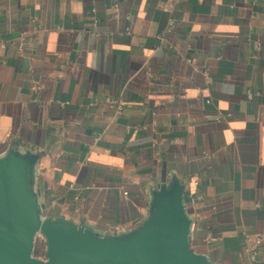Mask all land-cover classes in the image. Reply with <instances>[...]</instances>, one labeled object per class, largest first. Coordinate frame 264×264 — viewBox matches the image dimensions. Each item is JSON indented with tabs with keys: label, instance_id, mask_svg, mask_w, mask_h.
Returning a JSON list of instances; mask_svg holds the SVG:
<instances>
[{
	"label": "crops",
	"instance_id": "0c3cea01",
	"mask_svg": "<svg viewBox=\"0 0 264 264\" xmlns=\"http://www.w3.org/2000/svg\"><path fill=\"white\" fill-rule=\"evenodd\" d=\"M12 154L42 219L129 239L179 189L192 249L254 264L264 0H0V160Z\"/></svg>",
	"mask_w": 264,
	"mask_h": 264
},
{
	"label": "water",
	"instance_id": "95a60500",
	"mask_svg": "<svg viewBox=\"0 0 264 264\" xmlns=\"http://www.w3.org/2000/svg\"><path fill=\"white\" fill-rule=\"evenodd\" d=\"M31 164L15 154L0 160V264H211L192 249L179 189H163L154 216L129 239H103L65 221L42 219L31 192ZM47 236L46 259L35 234Z\"/></svg>",
	"mask_w": 264,
	"mask_h": 264
},
{
	"label": "built area",
	"instance_id": "2783aa9c",
	"mask_svg": "<svg viewBox=\"0 0 264 264\" xmlns=\"http://www.w3.org/2000/svg\"><path fill=\"white\" fill-rule=\"evenodd\" d=\"M253 92L251 90L248 91V95L251 97ZM208 102L211 101V99L207 100ZM220 119V117H218ZM127 193V192H125ZM40 236H42L41 233H39ZM264 241V232H258L255 234H247L246 235V251L248 252L249 258L251 260V263L257 264L258 255L262 246V243Z\"/></svg>",
	"mask_w": 264,
	"mask_h": 264
},
{
	"label": "rangeland",
	"instance_id": "374dc122",
	"mask_svg": "<svg viewBox=\"0 0 264 264\" xmlns=\"http://www.w3.org/2000/svg\"><path fill=\"white\" fill-rule=\"evenodd\" d=\"M38 253H37V252ZM33 254L39 258H43V259H46V253H45V247L43 246L42 242L40 240H37V244H36V247L34 248V252Z\"/></svg>",
	"mask_w": 264,
	"mask_h": 264
},
{
	"label": "trees",
	"instance_id": "16d2710c",
	"mask_svg": "<svg viewBox=\"0 0 264 264\" xmlns=\"http://www.w3.org/2000/svg\"><path fill=\"white\" fill-rule=\"evenodd\" d=\"M37 252V251H36ZM38 253V252H37Z\"/></svg>",
	"mask_w": 264,
	"mask_h": 264
}]
</instances>
